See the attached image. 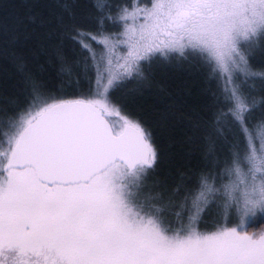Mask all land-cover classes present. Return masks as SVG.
Returning <instances> with one entry per match:
<instances>
[{
  "label": "snow or ice",
  "instance_id": "1",
  "mask_svg": "<svg viewBox=\"0 0 264 264\" xmlns=\"http://www.w3.org/2000/svg\"><path fill=\"white\" fill-rule=\"evenodd\" d=\"M93 6L94 29L61 21L77 58L57 54L58 91L0 25V57L24 85L20 104L0 108V264H264V231H249L264 223V98L253 95L264 70L250 64L264 56V0ZM161 65L195 67L215 85L195 126L204 165L191 178H157L152 134L113 99L149 86Z\"/></svg>",
  "mask_w": 264,
  "mask_h": 264
},
{
  "label": "trees",
  "instance_id": "2",
  "mask_svg": "<svg viewBox=\"0 0 264 264\" xmlns=\"http://www.w3.org/2000/svg\"><path fill=\"white\" fill-rule=\"evenodd\" d=\"M70 2L71 13H66L61 0H0V25L9 33L16 30L19 35L18 42L12 46L14 51L22 55L29 70L54 91L61 89L57 54L67 63L77 58L61 21L74 22L90 30L97 26L94 0ZM126 2L107 0L113 10ZM105 27L114 30L111 22ZM250 64L254 71L264 70V56L256 53ZM83 85L89 87L86 81ZM210 86L215 88L204 72L195 67L161 65L153 68L150 85L141 91L131 92L134 86L130 85L114 93L113 99L126 105L124 114L139 121L152 134L161 157L157 177L161 181L165 176L191 178L203 166L206 148L202 130L197 131L195 126L205 110L206 89ZM23 92L22 74L10 59L0 57V108L20 104ZM253 95L258 101L264 98L258 79L253 84Z\"/></svg>",
  "mask_w": 264,
  "mask_h": 264
},
{
  "label": "rangeland",
  "instance_id": "3",
  "mask_svg": "<svg viewBox=\"0 0 264 264\" xmlns=\"http://www.w3.org/2000/svg\"><path fill=\"white\" fill-rule=\"evenodd\" d=\"M154 88H155V87H154ZM154 91L157 92L156 89H154ZM110 119H116V118H115V117H110ZM202 164L204 165V161L202 162ZM170 187H171V183H170ZM216 211H217V209H215V208L211 209V212H212V213H215ZM254 219H255V218H254ZM211 222H212V217H211V215H209V216L206 218L205 223H206V224H211ZM249 231H250V232H253V231H264V223H258V222L253 223L252 226L249 228Z\"/></svg>",
  "mask_w": 264,
  "mask_h": 264
}]
</instances>
